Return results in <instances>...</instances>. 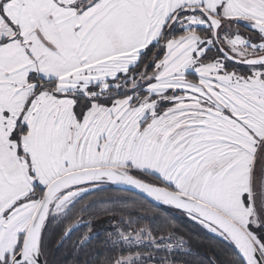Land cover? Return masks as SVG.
<instances>
[{"label":"snow or ice","instance_id":"obj_1","mask_svg":"<svg viewBox=\"0 0 264 264\" xmlns=\"http://www.w3.org/2000/svg\"><path fill=\"white\" fill-rule=\"evenodd\" d=\"M109 189L166 215L73 264H264V0H0V264H66Z\"/></svg>","mask_w":264,"mask_h":264},{"label":"trees","instance_id":"obj_2","mask_svg":"<svg viewBox=\"0 0 264 264\" xmlns=\"http://www.w3.org/2000/svg\"><path fill=\"white\" fill-rule=\"evenodd\" d=\"M83 202L92 203L93 206L88 212L80 214L83 216V226L78 227L77 230L73 232L71 239L66 242L65 249L61 251L60 255L62 258L68 257L66 264H73L77 255H79L81 259L84 258L85 254L94 256L100 253L101 259L104 255H107L108 253L105 251L106 245L104 241L107 239L109 232L113 231V217L119 219L123 215L124 219H127L129 216L133 219H138L143 216L148 219L141 220L140 223L149 224L153 218L159 217L163 219L166 215L162 208H155L139 200L133 202V198L125 196L115 189H109L102 193H95L91 198L85 197V201ZM77 208H79V205ZM159 222L160 220L157 219L156 223L158 224ZM169 222L177 228L179 233L184 234L186 238L191 240L194 251L203 254L210 247H216V251L222 260L229 257L230 253L225 249L217 247L214 239L209 234L197 231L192 224L188 223L182 217H176L175 219L169 217ZM52 227L55 235L58 230L57 225L54 223ZM86 230L88 231L85 234ZM85 235L90 236L91 239L86 244L83 251H81L77 245V241ZM107 247H110V245Z\"/></svg>","mask_w":264,"mask_h":264},{"label":"rangeland","instance_id":"obj_3","mask_svg":"<svg viewBox=\"0 0 264 264\" xmlns=\"http://www.w3.org/2000/svg\"><path fill=\"white\" fill-rule=\"evenodd\" d=\"M87 231H88V230L85 231V234L87 233ZM110 232H112V231H110ZM110 232H109V233H110ZM108 235H109V234H108ZM108 235H107V236H108Z\"/></svg>","mask_w":264,"mask_h":264}]
</instances>
